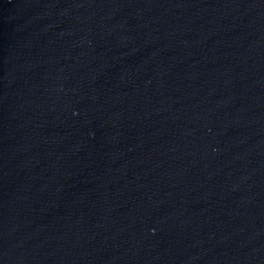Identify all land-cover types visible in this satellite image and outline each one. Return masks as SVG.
Instances as JSON below:
<instances>
[{"label":"water","instance_id":"95a60500","mask_svg":"<svg viewBox=\"0 0 264 264\" xmlns=\"http://www.w3.org/2000/svg\"><path fill=\"white\" fill-rule=\"evenodd\" d=\"M0 264H264V0H0Z\"/></svg>","mask_w":264,"mask_h":264}]
</instances>
